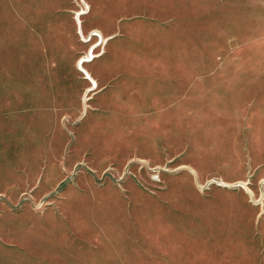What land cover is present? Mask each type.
<instances>
[{"label":"rangeland","instance_id":"1","mask_svg":"<svg viewBox=\"0 0 264 264\" xmlns=\"http://www.w3.org/2000/svg\"><path fill=\"white\" fill-rule=\"evenodd\" d=\"M90 8L88 0H0V247L13 252L0 264H264V0H204L205 19L193 21L188 60L205 79L217 69L207 80L219 89L185 133L200 172L163 151L120 172L112 163L93 173L84 161L69 168L71 128L82 115L71 118L69 108L75 95L84 108L98 91L86 69L108 40L98 29L80 32ZM98 34L105 39L95 47ZM90 48L94 57L79 68ZM152 145L139 141L148 153ZM161 160L157 173L151 165ZM81 172L88 192L70 207L67 189ZM179 199L183 207L171 205ZM49 208L59 223L42 216Z\"/></svg>","mask_w":264,"mask_h":264},{"label":"crops","instance_id":"2","mask_svg":"<svg viewBox=\"0 0 264 264\" xmlns=\"http://www.w3.org/2000/svg\"><path fill=\"white\" fill-rule=\"evenodd\" d=\"M88 1L90 12L79 24L80 32L98 29L108 40L104 54L86 69L96 80L98 91L84 103V108L81 95H75L69 108L71 118L82 113L81 120L71 128L73 141L69 168L84 161L93 173V170L102 171L105 165L112 163L120 172L137 162L148 163L152 158L150 155H159L163 151L169 153L175 166H188L200 172L198 161H195L196 148H192L195 145L184 141L185 133L202 122L204 100L216 98L212 94H218L219 90L217 82L214 84L207 80L218 77L217 69L205 79L203 69L197 70L203 66L188 60L187 56L188 50L193 48L189 44H193L194 36L198 35V22L193 21L205 19L204 0ZM66 20L69 32L76 36L78 30L74 19L69 16ZM57 23L54 22L53 26L59 29ZM199 26L202 35L203 28L201 24ZM73 44L74 50L81 46L77 37ZM238 115H241V109ZM139 141H152V151L140 150ZM150 145L147 143L145 146ZM135 148L137 152L133 151ZM162 162L152 164L151 168L160 173L157 166L163 165ZM84 173L75 178V188L67 189L70 207H75L71 205L75 196L88 192L82 188L86 179ZM57 178L58 175L48 180L55 183ZM111 192L119 190L111 189ZM124 192L119 195L128 197L134 192L141 193L138 189ZM179 201L175 204L173 200L171 205L183 207L184 200ZM191 201L196 202V199ZM85 202L90 203L86 199ZM124 204L120 207H125ZM102 206L109 207L108 203ZM130 207L142 206L137 203ZM147 207H155V204L149 203ZM6 212L2 224L8 228L15 223L12 213ZM54 212L49 208L42 216L52 220L56 218L59 223ZM40 219L38 216L37 220ZM19 224L23 226L22 221ZM1 250L0 256L4 260L13 259L10 244L5 243ZM18 251L28 252L22 247Z\"/></svg>","mask_w":264,"mask_h":264},{"label":"built area","instance_id":"3","mask_svg":"<svg viewBox=\"0 0 264 264\" xmlns=\"http://www.w3.org/2000/svg\"><path fill=\"white\" fill-rule=\"evenodd\" d=\"M94 32V31H93ZM96 32V31H95ZM97 33V32H96ZM99 35V34H98ZM99 41L97 42V44L96 45H94L95 47L97 46V45H99V44H101V42L105 39V38H101L100 37V35H99ZM93 46V47H94ZM93 52V49H91L90 48V50L87 52V54H86V56L84 57V58H80L79 60H78V63H77V66L80 68V64L82 63V65L84 64V61H90V60H92V58L94 57V52ZM81 70V69H80ZM82 71V70H81ZM82 73L84 74V77H85V73H84V71H82ZM86 78V77H85ZM88 79V78H87ZM89 80V79H88ZM91 82V81H90ZM91 85H92V82H91ZM92 88H93V85H92Z\"/></svg>","mask_w":264,"mask_h":264}]
</instances>
